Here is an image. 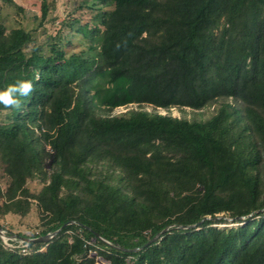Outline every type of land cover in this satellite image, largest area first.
<instances>
[{"label":"trees","instance_id":"obj_1","mask_svg":"<svg viewBox=\"0 0 264 264\" xmlns=\"http://www.w3.org/2000/svg\"><path fill=\"white\" fill-rule=\"evenodd\" d=\"M98 1L47 52L0 23V91L34 87L19 110L0 104V217L34 199L45 228L23 238L67 224L44 251L0 237V264H95L91 239L110 264H264V0ZM221 213L247 218L221 229Z\"/></svg>","mask_w":264,"mask_h":264},{"label":"rangeland","instance_id":"obj_2","mask_svg":"<svg viewBox=\"0 0 264 264\" xmlns=\"http://www.w3.org/2000/svg\"><path fill=\"white\" fill-rule=\"evenodd\" d=\"M100 7L101 2L98 0H48V12L45 18H43V0H0V23L6 26L7 32L15 28L26 29L32 34L35 44L40 45L47 52V45L51 38L59 31L62 22L70 21L73 17L88 19ZM215 106L200 111H193L190 108L180 109L177 107L170 108L169 110L159 109V111L179 118L186 117L188 119L197 118L199 120H206L212 115ZM131 107L137 108L138 105H131ZM147 109L151 110L152 108L148 107ZM126 111L127 108L122 107L116 109L113 114L124 113ZM9 183L10 179L3 171L0 162V188L2 191L7 189ZM43 186L44 183L37 178L27 181V188L33 194L39 193ZM30 201L32 204L27 215L19 216L9 213L6 216L0 217V227L9 232L8 236L17 240L18 243L25 239L23 236L31 237L45 228V226L41 225V215L36 201L34 199H30ZM2 202L3 198L0 196V205ZM221 218L225 219L226 222L216 223L214 225L222 229L225 227H238V225L242 224L239 221L247 217L241 220H230L233 218L226 216L225 213H221L217 219ZM69 233L71 232L69 231ZM90 247L91 252L88 251L86 258H92L90 254L100 250V246L96 243L92 246L90 245Z\"/></svg>","mask_w":264,"mask_h":264},{"label":"clouds","instance_id":"obj_3","mask_svg":"<svg viewBox=\"0 0 264 264\" xmlns=\"http://www.w3.org/2000/svg\"><path fill=\"white\" fill-rule=\"evenodd\" d=\"M120 45H117L119 49ZM34 91L31 81H17L15 84L8 85L6 89L0 91V104L6 109H17L22 107L21 97H28Z\"/></svg>","mask_w":264,"mask_h":264},{"label":"built area","instance_id":"obj_4","mask_svg":"<svg viewBox=\"0 0 264 264\" xmlns=\"http://www.w3.org/2000/svg\"><path fill=\"white\" fill-rule=\"evenodd\" d=\"M8 233L4 228H2V234L0 235L3 246L9 250L19 249L20 252L28 253L31 250H33L32 247L29 246V242L26 239H23L20 243H18L17 240L13 239L11 236H8ZM96 243L95 239H91L87 242V244L90 246L94 245ZM47 245L44 243L42 245H37L35 251H44L46 249ZM89 252H91V248L89 249ZM90 256L94 259L96 264H110L109 261L102 259L100 256H98V252H94L93 254H90ZM96 259V260H95Z\"/></svg>","mask_w":264,"mask_h":264},{"label":"water","instance_id":"obj_5","mask_svg":"<svg viewBox=\"0 0 264 264\" xmlns=\"http://www.w3.org/2000/svg\"><path fill=\"white\" fill-rule=\"evenodd\" d=\"M244 217H235L233 219H230V220H241L243 219ZM69 224V223H68ZM67 225V224H66ZM66 225H64L63 227H65ZM61 227L60 229L52 232V233H49L45 236H42V237H39L37 239H29V238H25L27 241H33V242H44V243H47L51 238H53L54 236H56L61 230L62 228ZM181 228H188L189 226H179ZM169 227L168 228H165L163 229L160 233H158L155 237H153L147 244H150L152 242H154L156 239H158L160 237L161 234L165 233L166 231H168ZM2 234V227H0V235ZM99 237V236H98ZM100 238V237H99ZM103 241H105L107 244L109 245H112L109 241H107L106 239L104 238H101ZM119 249H122L121 247L117 246Z\"/></svg>","mask_w":264,"mask_h":264}]
</instances>
